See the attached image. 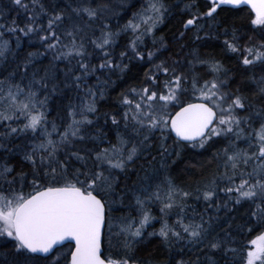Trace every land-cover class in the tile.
<instances>
[{
    "label": "snow or ice",
    "instance_id": "1",
    "mask_svg": "<svg viewBox=\"0 0 264 264\" xmlns=\"http://www.w3.org/2000/svg\"><path fill=\"white\" fill-rule=\"evenodd\" d=\"M181 3L169 41L168 0H0V264H264V0Z\"/></svg>",
    "mask_w": 264,
    "mask_h": 264
},
{
    "label": "trees",
    "instance_id": "2",
    "mask_svg": "<svg viewBox=\"0 0 264 264\" xmlns=\"http://www.w3.org/2000/svg\"><path fill=\"white\" fill-rule=\"evenodd\" d=\"M141 2L143 0H140ZM138 1V3H140ZM168 3L173 7V15L168 20L165 21V24L161 26L162 33L166 36V38L171 41L175 35H178L182 21L185 18L180 8H182L181 0H168ZM180 5V7H176V5ZM139 6V4L137 5ZM202 6V0H201ZM10 15H15V13H10ZM224 17V14H221ZM228 24H234L237 28L241 29L242 31L246 32L248 35H252V32L248 31L251 27L249 23V14L247 11L240 12V13H230L228 14ZM160 34V32H158ZM191 33L188 34V37H191ZM125 38L121 39V43L124 42ZM222 40L210 41L209 43L212 45L211 48H204L202 46V52L208 53L209 51L212 52L218 59L222 60L224 64L230 68L236 66V60L231 58V54H227L222 52ZM150 47V43H149ZM176 45L172 46V51L176 50ZM171 55V51H166L165 56ZM47 63V61H45ZM151 65H147L145 63L133 61L131 65L130 72L124 77L122 81H118L117 88L110 89V96L108 100L101 102V112L105 111H112V101L115 100L116 95L119 91L125 90L132 86H139L140 80L143 78V72L147 71L148 67ZM115 79V77L113 78ZM56 115L55 111H51L49 115V119L54 118ZM212 149L211 151L201 150V149H190L184 148L182 150V157L180 160H177L176 164L172 166L171 175L176 178L177 183L182 185H194L195 181L209 178L211 175V170L214 169V164H209L208 161L211 160L212 157ZM155 211V209H154ZM156 227H159V224H156ZM151 230V229H149ZM158 238H152V241L149 242L147 250L143 251L141 255L147 256L149 253L153 255L159 256V252L156 251V244L155 241Z\"/></svg>",
    "mask_w": 264,
    "mask_h": 264
},
{
    "label": "rangeland",
    "instance_id": "3",
    "mask_svg": "<svg viewBox=\"0 0 264 264\" xmlns=\"http://www.w3.org/2000/svg\"><path fill=\"white\" fill-rule=\"evenodd\" d=\"M138 1H140V0H138ZM140 3H143V1H142V2L140 1ZM138 4H139V3H138ZM169 143H171V142H169Z\"/></svg>",
    "mask_w": 264,
    "mask_h": 264
}]
</instances>
